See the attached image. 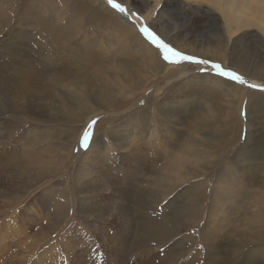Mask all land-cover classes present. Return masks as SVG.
<instances>
[{"label":"bare ground","instance_id":"1","mask_svg":"<svg viewBox=\"0 0 264 264\" xmlns=\"http://www.w3.org/2000/svg\"><path fill=\"white\" fill-rule=\"evenodd\" d=\"M120 1L127 16L103 0H0V32L9 30L0 38V177L8 182V188L0 189V235H14L33 223L44 227L36 214L44 213L45 198L64 195L62 184L70 176L79 181V188L70 183L72 194L114 198L110 188L90 189L89 183L101 174L104 186L112 182L108 171L99 168L107 151L116 155V149L120 154L111 162L124 158L130 167L133 160L139 175L135 181L131 172L136 187L122 191L138 214L123 216L122 221L133 222L121 227L135 229L141 248L170 246V262L158 259L159 264H198L203 248L208 262L234 253L231 260L241 264V251L248 248L244 257L264 264V92L206 73L194 74L193 89L178 94L182 88L177 83L191 70L189 64L168 70L159 50L129 18L143 9L145 24L175 49L264 84V0H174L178 15L186 13L187 2L195 3L179 24L166 22L167 10L153 15L161 0ZM169 4L173 0L162 6ZM161 78L167 80L161 100L148 98L132 118L126 112V126L112 137L115 125L109 126L111 118L102 125V116L115 112L116 120L136 105L129 97L156 88ZM197 90L201 94L195 96ZM243 105L245 117L240 115ZM92 120L93 137L83 150L78 139ZM144 150L151 165L137 160ZM138 183L147 187L141 190ZM50 185L55 189L42 196L40 191ZM79 199L84 208L87 196ZM19 207L26 217L17 219ZM54 209L40 231L62 223L65 208L58 203ZM182 227L194 232L184 236ZM196 233L203 247L195 251L190 246ZM37 245L32 239L25 248Z\"/></svg>","mask_w":264,"mask_h":264},{"label":"rangeland","instance_id":"2","mask_svg":"<svg viewBox=\"0 0 264 264\" xmlns=\"http://www.w3.org/2000/svg\"><path fill=\"white\" fill-rule=\"evenodd\" d=\"M103 1L105 2V5L107 8H109L110 10H114L107 4V0H103ZM163 1L164 0H161L160 3H157V5H155L153 15L156 16V12L158 10H167L168 15L165 16L164 19L166 20L167 23H171V24L182 23L186 18V14L188 15L190 12L189 7L193 6L195 4V3H191L193 1H191L190 3L187 2L185 4L186 13L185 14L179 13V15H178L176 9L174 8V0H173L172 5L169 4L167 6H162ZM116 2L121 3V5L123 7H126L124 5V3H122V1H120V0H116ZM5 3H7V2H5ZM178 4H183L182 0H180V2ZM176 7H177V5H176ZM202 8L204 9L205 7L203 6ZM114 11H116V10H114ZM29 12L31 13V15H33L35 11H34V9H30ZM134 12L129 13V15H130L129 18L132 19L136 23L137 28H140L141 26L146 25L145 19L143 17V15H144L143 13L145 12V10L136 9V10H134ZM194 13L195 12L193 11V14ZM35 14H37V13H35ZM193 14H191V15H193ZM200 15L201 14H199V16ZM50 17L56 19V16L53 14L50 15ZM173 18H175V19H173ZM179 18H181V20ZM184 25H187V24H184ZM31 28H35V25L31 24ZM33 30H35V29H33ZM15 31L16 30L14 29L12 33H15ZM8 32H9V30H6V29L2 30L0 32V38H4L8 34ZM19 32L21 33L22 36H24V33H26V31H22V32L19 31ZM157 35L160 36V38L163 39L170 46L176 48V46L172 45L169 41H167L165 38H163L162 35H160V34H157ZM16 42H18V41H16ZM184 53H186V52H184ZM200 59H205V58H200ZM166 63H168V62L166 61ZM181 63H183V62H181ZM181 63L172 64V65H171V63H168L170 65L168 70L179 69V65ZM186 63L189 64V67L191 68V70H187L184 73V75L182 76V79H184L182 84L177 83V84L181 85V88H182V90L180 89L181 91H178V94L183 93L184 95H187V90L193 89L190 86H193L192 83H194V82H192L191 77L194 74L204 75L207 73V74H210L212 76H216L222 80L233 82V81L227 80L223 77H219L217 75H214L215 73L211 67V63H209L207 65L195 64V63H190V62H186ZM214 63H218V62H214ZM219 64H221V63L219 62ZM223 66L226 68H230V69L234 70V68H232V67H228L225 65H223ZM201 68H204L205 71L201 72L200 71ZM234 71H236V70H234ZM237 73L244 76L243 74H241L239 72H237ZM188 80H191V81H188ZM250 80L251 79H249L248 81H250ZM166 81L167 80L161 78V81H160V83L157 84L156 88H153V86H151V87L149 86L150 88L146 89L144 92L139 94L137 98L134 99L133 96L129 97V100H131V104H133L135 101H137L136 105L133 104V106H131L132 108H129L130 110L127 109L126 111H123L122 113L120 112L121 115L122 114L123 115L122 116L118 115L116 120H114V117L112 120L113 114H116L115 112H112L113 114H111V113L104 114L102 116L103 117L102 118V125H104L106 122L108 123L110 118H111V121H110L109 126H111L113 128L115 125L114 128L116 129V131L113 130L114 129L113 128L110 135L111 136L113 135L112 137L118 135L119 129L124 128L126 126V124H125L126 115H124V114H126V112L130 111V113H131L130 117L132 118L134 113H137L136 112L137 109L140 110V108L144 109L146 107V102H147L148 98H150V100H152L151 98L154 97L152 101H155V98L158 101H160L161 98L165 94ZM193 81H195V79ZM250 82L253 84H259L258 81L253 80V79ZM240 85H244V86L248 87L247 84H240ZM253 90H256V89H253ZM261 93H262V91H261ZM144 94H145V97H144ZM197 94H201L200 91H198V90L195 91L194 95L196 96ZM172 97H173V93L168 94L166 97V100L171 99ZM243 107H244V105L241 107L240 115L242 117H245V114L244 115L241 114V113H245V109ZM102 125L98 124V127L99 126L101 127ZM90 131H91L92 137H93V131L94 130L91 129ZM182 133H183V131H182ZM81 136H82V134H81ZM92 137H91V140H92ZM79 139H78V141H79ZM106 139H107V136H106ZM91 140H90V142H91ZM90 142H89V145H90ZM138 144H140V143H138ZM81 149L85 150L84 148H81ZM114 151H115L116 155L107 151V154H109V156H108V158H106V162H104L105 164L101 165L102 169L99 168L103 173L108 171V174H105V175L108 178H110V181H112V182L106 183L104 186L103 185L104 177L101 174L99 177L96 178V180L91 181L89 184H90V189H98V190L101 189L102 190L104 188H110L112 191L115 192L116 197L114 196V198L109 199L108 194H101V196H98L96 194L97 192L96 193H93V192L88 193L85 196H81V195H79V193H76V192H74L75 194H72V191L69 192L70 191V188H69L70 183L73 185L77 184L78 188H79V181L77 180V178H78L77 176H70L68 182L62 184V189H65L64 195L66 194L67 196H65V198H64V195L62 196L59 194H56V195L54 194L55 196L52 195L51 197H49L53 201L47 200L48 198H45V200H46L45 203L47 205L45 204L46 208H44L45 206L42 207V210L44 208V210H43L44 213L42 215L36 214V216L41 217V220L39 219V221H41V223L44 227L39 226V224L37 225L36 223H33V224L29 225L27 228L25 226V229L22 228L23 230L22 229L18 230L17 233L14 235H11L8 233H5L3 236L0 235V258H1L0 264H145V263H147V264H159L158 259L159 260H168V262H170L171 259L169 260L170 256L168 255V249L170 248V246H165V247L159 248L160 250H158V248L155 249V247H153V250H151L152 249L151 247L150 248L149 247L141 248L135 242V240L137 238V236L135 235V229H133L131 227H126L125 229L124 228L122 229L121 226L124 223H126L128 221L133 222L132 219H128V221H122L123 216H125V218H127V217L130 218V216L134 217L138 214L137 209H135L132 212L133 203L127 199H124V197H122V191L130 190L131 184H133V186L136 187L134 182L138 179L139 175H138V171L135 173L136 168L131 163V162H133V160H129L128 155L125 158H127L129 161H131L130 165H132V166L129 167V166H126V164L124 165V161H127V160L124 158L119 159V157H117L116 163L113 164L112 162H114V161L112 160V158L114 156H119V154H120L119 153L120 150L117 151L116 149H114ZM143 155H144V157H141V158L138 157L137 160L140 162L143 160L144 161L148 160L147 157L149 158V155L148 154L146 155L145 150H144ZM120 163H123V164L121 165ZM145 163L151 165L150 159L148 160V162L145 161ZM119 165H121V166H119ZM131 172L135 173V176H133V179L135 181L131 179V175H132ZM65 177H67V176L65 175ZM62 180L65 181V179H63V178H62ZM7 183L8 182H6V180L4 181V179L0 177V189L1 188L2 189L8 188ZM137 186L141 190H142V188L145 189L147 187L146 185L139 184V183ZM135 187H133V188H135ZM53 188L55 189L54 186H53ZM53 188H52V185L47 186L44 190L40 191V194L42 196H46V193H50L51 189H53ZM135 191H137V190H135ZM128 193L130 194V196H132L131 191H129ZM70 194H72V195H70ZM86 196H87L88 200L85 201V203H84L86 205V206H84V208H85L84 209L81 206L82 204H81L79 198L84 199ZM42 199L43 198H40L41 202H42ZM50 201L55 206L51 205ZM57 202L59 203V205L62 204V206L65 208L63 211H66V212H63L62 223L60 224L59 227H57L53 231L47 230V229H45V230L42 229V231H40L41 228H45V226L47 224H49L50 218L52 217L53 213L55 212L54 208L56 207V204H58ZM112 202L113 203L116 202L114 207H113ZM39 204H41V203L39 202ZM129 205H131V206H129ZM48 207L51 209H49ZM88 207L91 208L90 209L91 211L87 209ZM119 207H121V208H119ZM20 208H22V207H19L17 210V214H16V215H18L17 219L20 216L26 217V215L22 213L23 208L22 209H20ZM77 208L79 209V211ZM129 208H131V209H129ZM100 211L102 213L104 212L103 213V216L105 217L104 219L103 218L101 219L100 216H102V214ZM49 213H51L52 215ZM73 213H75V214H73ZM205 213L206 212H204L202 214L203 217L205 216ZM202 216L200 217L201 219H202ZM179 230L183 232L182 234L184 236L194 232L193 228L189 229L186 227L179 228ZM39 232H40V234H39ZM40 235H41V237H40ZM62 238H63V240H62ZM32 239L36 242V244H38L37 247L36 248L31 247L30 249L25 248L28 244L29 245L32 244ZM263 242L260 241L257 244H261ZM226 244H227V249H228L229 248L228 243H226ZM226 244L224 242H222L223 246H225ZM201 245H203L202 238H200L199 233H196L195 234V240L191 242L190 247L193 248L192 250H194L196 248L195 249V251H196V250H199V248L201 249V247H200ZM55 247H56V249H55ZM166 247H168V248H166ZM228 250L232 251V250H234V247L231 246V248ZM247 250H248V248L241 251L239 262L241 264H253V263L258 262V261H256V262L251 263L250 261L252 259L244 257V254ZM25 251H27V252H25ZM206 252L207 251L204 248L200 250L199 254L196 256V262L198 264H236V262H234V260L233 261L231 260V258H235V256L233 255L234 253H232V255L230 257H228V255L225 253L223 258H220V259L215 260V261L210 260L211 262H208L207 258H209V252L208 253H206ZM14 255H15V257H14ZM191 255H193L192 252H191L190 256ZM211 255H212V253L210 254V257H211ZM19 256L20 257L22 256V258L19 259L18 258ZM8 259L10 262L8 261ZM155 261H156V263H155Z\"/></svg>","mask_w":264,"mask_h":264},{"label":"snow or ice","instance_id":"3","mask_svg":"<svg viewBox=\"0 0 264 264\" xmlns=\"http://www.w3.org/2000/svg\"><path fill=\"white\" fill-rule=\"evenodd\" d=\"M107 4L114 10L119 13L128 15V11L125 7L121 5V3L116 2V0H107ZM140 34L156 49L159 50L160 54L164 61H167L171 64H179L181 62H190L195 64L207 65L211 63V67L215 72V75L219 77H223L227 80H231L238 84H247L249 88L257 89L259 91L264 92V84H253L250 81H247L242 75L238 74L236 71L226 68L219 63H214L209 61L208 59H200L192 55L184 54L183 52L175 49L166 43L163 39L160 38L154 31H152L147 25L141 26L139 28ZM201 72L204 71V68L200 69ZM244 115L245 113H241ZM96 121H90L87 126L84 128L82 136L79 139V145L81 148L87 149L89 146V142L92 137L91 129L95 125ZM200 247H203L201 245Z\"/></svg>","mask_w":264,"mask_h":264}]
</instances>
